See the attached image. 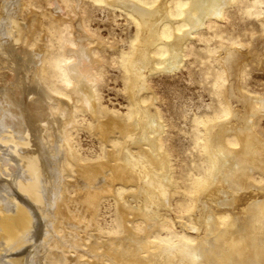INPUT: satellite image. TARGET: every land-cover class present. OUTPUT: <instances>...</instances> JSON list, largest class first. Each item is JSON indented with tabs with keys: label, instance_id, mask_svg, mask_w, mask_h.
Returning <instances> with one entry per match:
<instances>
[{
	"label": "bare ground",
	"instance_id": "1",
	"mask_svg": "<svg viewBox=\"0 0 264 264\" xmlns=\"http://www.w3.org/2000/svg\"><path fill=\"white\" fill-rule=\"evenodd\" d=\"M92 1L136 26L125 114L102 102L104 41L86 0H0V264H264V95L242 85L250 54L236 42L216 51L219 107L194 117L200 157L187 177L150 84L237 0ZM82 126L99 137L97 157L75 147ZM105 196L117 216L107 232Z\"/></svg>",
	"mask_w": 264,
	"mask_h": 264
},
{
	"label": "rangeland",
	"instance_id": "2",
	"mask_svg": "<svg viewBox=\"0 0 264 264\" xmlns=\"http://www.w3.org/2000/svg\"><path fill=\"white\" fill-rule=\"evenodd\" d=\"M172 4L175 5L173 1ZM85 9L88 27L104 41L101 50L104 49L102 54L106 62L102 69L104 79L99 84L102 102L125 114L129 111L130 99L125 89L127 72L122 60L133 49L135 23L125 12L92 0H86ZM201 37L194 39L191 53L181 68L170 74L157 72L150 82L166 123L164 139L172 164L184 177L196 169L200 157L193 139L194 117L213 115L219 107L215 92L219 68L216 51H225L232 42L248 51L250 60L242 66L245 73L242 85L250 95H264V2L235 1L227 8L224 19L213 21L202 29ZM258 114L254 126L264 138V112ZM89 131L84 126L74 131V144L80 155L94 158L103 152V146L99 137ZM76 132H80L77 137ZM99 206L96 223L101 226L98 228L105 232L116 229V207L112 197H103Z\"/></svg>",
	"mask_w": 264,
	"mask_h": 264
}]
</instances>
